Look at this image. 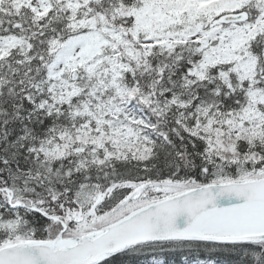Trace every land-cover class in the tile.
<instances>
[{
	"label": "snow or ice",
	"instance_id": "1",
	"mask_svg": "<svg viewBox=\"0 0 264 264\" xmlns=\"http://www.w3.org/2000/svg\"><path fill=\"white\" fill-rule=\"evenodd\" d=\"M0 264H264V0H0Z\"/></svg>",
	"mask_w": 264,
	"mask_h": 264
}]
</instances>
